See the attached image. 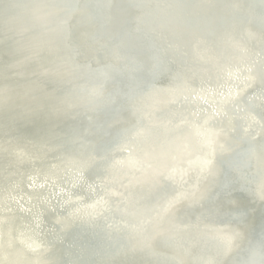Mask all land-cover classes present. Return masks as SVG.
Masks as SVG:
<instances>
[{
  "label": "water",
  "instance_id": "obj_1",
  "mask_svg": "<svg viewBox=\"0 0 264 264\" xmlns=\"http://www.w3.org/2000/svg\"><path fill=\"white\" fill-rule=\"evenodd\" d=\"M243 48L239 88L211 97ZM119 158L153 166L132 205ZM22 252L264 264V0H0V264Z\"/></svg>",
  "mask_w": 264,
  "mask_h": 264
},
{
  "label": "bare ground",
  "instance_id": "obj_2",
  "mask_svg": "<svg viewBox=\"0 0 264 264\" xmlns=\"http://www.w3.org/2000/svg\"><path fill=\"white\" fill-rule=\"evenodd\" d=\"M100 2H101V0H98V4H100ZM53 20H55V19H53ZM242 51H245V52L238 54L239 50L236 51L235 55L232 56L233 58L231 57L230 62L228 63V65L231 66V68L222 70V72H221V74H225L227 72H228V74L226 76L221 77V80L217 81V83L216 82H212L214 84L212 86L213 89L209 93V95L211 97H215V95H213L211 93H215L216 94V92L218 90V87L221 86V85L222 86H227V90L226 91L224 90V93H223V91L219 92L220 94H218L219 95L218 98H221V97L225 96L224 94L227 93V91L229 89H235V87H237V89L239 88L238 86L242 82V79H240L241 78L240 74L242 72H241L240 68L236 69L234 72L231 71V69L236 68V67H240L241 65H244L245 63L251 62L250 61L251 60V55L248 53V50L246 48H243ZM244 73L248 75V71H244ZM254 74L256 76L257 74H260V71L259 70H255ZM218 95L216 94V96H218ZM206 96H208V95H206ZM201 104L205 108H208L212 112H215L210 106H208V104H206V102L201 101ZM196 119H197V122L200 120L199 118H196ZM188 124L191 125L192 128L195 129V132L200 137V139L205 140L207 137H209V135H212L213 133H215V130L214 129H208V126L206 124H202L201 126H198L196 124L195 120L192 123H188ZM127 160H133V158H132L130 153H128ZM127 160L119 158L114 163V165L112 166L109 174L115 175V173H116V176H122L128 181V183L125 184V185L119 184V186H117V184H115L114 186H111V187L112 188L115 187L121 192H127L128 191V194L123 193V195L127 198V199H125L126 204L132 205V203L134 202V196L137 193L136 189H140V186H142L144 188L148 187V184H144L145 183L144 176H145L146 173H148L147 170L151 169L153 166L152 165H148L147 166V165H144V164L141 163V167H143V169L139 168L138 170H135L134 168L137 166V164L129 162ZM132 181H138L141 184L140 183H139V185L133 184L131 186ZM48 183L50 184L49 185L50 186L49 189H48V185H42L41 188H39L40 187L39 186L36 189L39 190L42 195L49 194V192L52 190V195L54 196V199L51 200V202H55L54 200H58L57 197H59L61 199V196H63L65 194L63 188L60 189L58 187H54V185L52 183H50V182H48ZM110 183H112V182L110 181ZM107 189H108V186L105 185L103 187V191H105ZM66 197H68V196H66ZM21 200L18 197H15V203L16 204H14V206L16 205V207L15 208L11 207V209L14 210V209H16L19 206L22 207L23 202L21 203ZM82 200H83V204H82L81 210L82 209H86V208L89 207L86 195H84L82 197ZM71 207H72V203H70L69 206L67 204H64L63 210L67 209V211H69V209ZM23 212H24V210H23ZM69 214L71 215L72 213L69 212ZM61 215H64V213H62ZM44 217L46 218L47 221H49V219H52L54 216H53V214H47ZM54 218H56V216ZM73 218L75 220L77 218L80 220V214H78V216L74 214ZM56 220H57V222L59 224H62V223H64L66 221V217L65 216L64 217H60V219H56ZM153 223L154 222L151 220L150 223H149V226H147V227L151 229V226H152ZM30 233H31V231H29V233L25 232V233L21 234L20 236L23 239L26 240L27 237L30 236ZM142 235H143V233L142 234H138L137 236H142ZM36 236L37 235H33L32 236L33 239H35ZM9 264H33V256H27L25 253L22 252L21 255H20V258L17 261H15V262L11 261Z\"/></svg>",
  "mask_w": 264,
  "mask_h": 264
}]
</instances>
